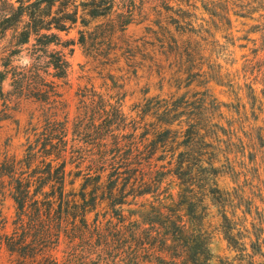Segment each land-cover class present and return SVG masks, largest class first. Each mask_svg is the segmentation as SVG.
I'll return each instance as SVG.
<instances>
[{"label": "rangeland", "instance_id": "1", "mask_svg": "<svg viewBox=\"0 0 264 264\" xmlns=\"http://www.w3.org/2000/svg\"><path fill=\"white\" fill-rule=\"evenodd\" d=\"M17 1L12 0L15 7ZM56 11L52 10V17ZM86 19L88 27L79 20L68 24L66 31L49 32L58 40L48 48L36 46L35 36L21 48L16 47L13 31L0 37V55L9 56L11 62L0 96V158L21 159L39 133L48 106L28 95L41 83L58 85L64 106L58 116L67 120L71 136L77 118L85 116L82 94L96 98V106H89L96 128L104 125V111L109 109L99 96L121 101L129 121H140L142 110L150 106L145 122L158 126L164 118L161 107L168 102L174 110L169 135L172 168L182 152H189L191 156L204 154V167L212 164L217 169L215 177L203 173L198 178L201 186L200 180L205 179L210 180L208 185L216 184L224 196L223 202L207 194L199 198L203 228L211 238L212 264H219L220 259L248 264L251 243L264 240V0H115L109 16ZM80 32L85 33V44L79 42ZM58 53L68 62L66 78L61 80L54 77L56 71L50 65L51 54ZM195 129L201 130L205 143L187 148V133ZM95 131L89 132L91 150L97 142ZM76 167L73 164L69 170L75 174L80 170ZM81 170L83 175L69 179L68 192H81L88 173L85 165ZM102 183L107 185L105 179ZM94 188L90 185L87 192ZM168 188L177 193L174 184ZM145 200L153 201L147 197L135 203L139 206ZM138 206H124L128 219L140 220L130 216ZM1 210L7 224L0 237L21 239L20 233L14 234L16 207L10 197L4 199ZM97 213L106 224L111 217L108 201L99 202L89 215L90 222ZM223 214L245 252L229 246L224 234L229 224ZM116 236L112 232L63 234L60 243L52 245L44 242V236L33 235L18 253L3 247L0 264H22L20 253L41 250H49L53 258L39 257L35 264H132L134 258L122 256L121 238ZM262 254L256 260L264 264V248ZM147 261L142 257L141 262Z\"/></svg>", "mask_w": 264, "mask_h": 264}, {"label": "trees", "instance_id": "2", "mask_svg": "<svg viewBox=\"0 0 264 264\" xmlns=\"http://www.w3.org/2000/svg\"><path fill=\"white\" fill-rule=\"evenodd\" d=\"M17 3L19 6L15 7L12 0H0V37L4 38L13 31L16 47L21 48L35 36L36 46L48 48L58 40L56 35L48 34L53 29L66 31L68 24L73 26L79 20L88 27L90 21L86 18L96 20L109 16L115 0H18ZM54 8L57 11L52 17ZM48 17L51 20H47ZM80 35L79 42L85 44V33L80 32ZM0 57L1 63L9 56L6 58L1 54ZM50 58V65L56 71L54 77L66 78L68 62L65 57L58 53L51 54ZM10 67V59L0 66L4 69H0V96H3V85ZM28 97L46 104L48 110L25 155L21 159L0 158V230L7 224L1 207L4 199L10 197L16 207L12 223L14 234L22 235L21 239L1 236L0 254L3 247L11 253H18L30 244L29 238L33 235L44 236V242L57 245L63 234L84 236L98 233L102 236L112 232L121 238L122 256L134 258L132 264H212L211 238L203 228L202 200L199 198L207 194L223 202L224 196L216 184H206L210 180L199 179L204 186L198 184L203 173L208 177L216 176L217 169L212 164L204 167V154L191 156L189 152H182L177 166L172 168L174 152L171 151L169 135L173 125L170 115L174 110L171 104L167 102L161 107L164 118L158 126L145 122L150 106L148 110H142L140 121H129L122 113L121 101L113 98L105 101L99 96L100 103L109 109L104 111V125L96 128L89 116V106H96V98L82 94L85 116L77 118L71 136L67 120L58 116L64 106L55 82L39 84ZM91 128L96 130L97 137L92 150L89 149ZM200 131H188L187 148L202 147L205 142ZM151 134L153 139H150ZM185 163L189 165L185 167ZM73 164L80 169L75 174L69 170ZM83 165L88 173L84 176L81 192H68L69 179L83 175ZM103 179L107 185L102 183ZM173 184L176 194L168 188ZM90 185L95 188L88 193ZM147 197L153 201L145 200L139 206L135 203ZM104 201H108L110 219L104 224L97 213L90 222L89 215L97 210L99 202ZM132 205L139 209L130 216H137L140 220L128 219L124 214V206ZM223 215L224 222L229 224L224 232L229 246L245 252L247 249L239 244V238L232 232L229 218ZM263 248L264 240L251 243L248 264H262L256 258L263 256ZM41 251L44 252L20 253V262L35 264L39 257L44 261L53 258L49 250ZM142 257L148 261L141 262ZM219 264L231 263L220 259Z\"/></svg>", "mask_w": 264, "mask_h": 264}]
</instances>
